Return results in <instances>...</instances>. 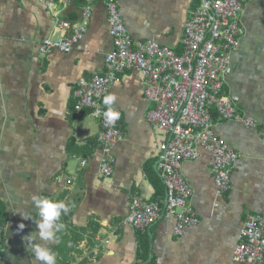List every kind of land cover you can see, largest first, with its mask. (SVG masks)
<instances>
[{
    "label": "crops",
    "instance_id": "obj_1",
    "mask_svg": "<svg viewBox=\"0 0 264 264\" xmlns=\"http://www.w3.org/2000/svg\"><path fill=\"white\" fill-rule=\"evenodd\" d=\"M115 1L133 41L151 39L181 53L194 0ZM83 7L81 0L51 7L39 0H0L1 264H43L24 239L38 230L33 194L70 206L60 217L65 227L59 243L35 240L55 252L56 264H241L232 258L243 221L264 215V0L245 4L244 34L224 76L237 112L255 127L212 115L214 134L238 154L231 188L216 194L203 149L195 161L184 162L181 174L192 189L198 223L182 237L162 220L146 230L125 222L133 196L158 203L165 198L158 157L165 135L146 119L151 105L140 74L124 72L104 95H116L113 107L120 113L121 138L108 155L98 142L99 121L88 110L72 109L78 81L102 75L105 55L113 50L105 1L93 3L86 33L72 52L38 54L44 39L59 37L55 21L79 23ZM102 160L110 161L108 177L99 173ZM58 176L71 184L57 185Z\"/></svg>",
    "mask_w": 264,
    "mask_h": 264
},
{
    "label": "built area",
    "instance_id": "obj_2",
    "mask_svg": "<svg viewBox=\"0 0 264 264\" xmlns=\"http://www.w3.org/2000/svg\"><path fill=\"white\" fill-rule=\"evenodd\" d=\"M39 1L47 7L71 2ZM81 1L82 20L72 24L57 19L60 35L56 40L44 39L40 43V56L53 51L68 54L78 46L86 33L95 0ZM104 1L113 50L105 55L102 75L78 81L73 110L77 113L88 110L99 121L98 142L101 152L108 155L121 134L117 121L106 122L103 113L107 108L102 106L101 99L124 72L140 74L144 97L151 105L146 119L165 135L158 147L165 198L158 203L133 196L125 222L135 230H146L162 220L170 224L173 236L182 237L198 223L189 202L192 189L181 174L182 164L195 161L199 149H203L210 155L216 194L222 195L231 188V172L238 154L214 134L213 111L220 120L255 127L252 120L237 112L224 88L232 52L244 34L240 16L251 0H194L183 28L180 54L151 39L133 41L116 1ZM111 172L110 161L102 160L100 175L108 177ZM55 181L61 187L71 184L70 179L62 176ZM232 259L241 264H264V215L250 214L244 219Z\"/></svg>",
    "mask_w": 264,
    "mask_h": 264
},
{
    "label": "clouds",
    "instance_id": "obj_3",
    "mask_svg": "<svg viewBox=\"0 0 264 264\" xmlns=\"http://www.w3.org/2000/svg\"><path fill=\"white\" fill-rule=\"evenodd\" d=\"M116 101V95L110 93L103 98L104 105L107 106L103 115L108 124H114L120 119V113L114 109L113 105ZM32 202L37 209V215L40 219L36 220L37 229L27 238L28 247L31 249L35 261H41L43 264H56V254L51 248L35 243L37 236L49 243H59L58 233L61 232L65 225L60 221L62 214H67L70 211V206L64 201H54L46 197L33 194ZM24 219H31L30 215H23ZM24 224H20L19 228L23 229Z\"/></svg>",
    "mask_w": 264,
    "mask_h": 264
},
{
    "label": "trees",
    "instance_id": "obj_4",
    "mask_svg": "<svg viewBox=\"0 0 264 264\" xmlns=\"http://www.w3.org/2000/svg\"><path fill=\"white\" fill-rule=\"evenodd\" d=\"M72 109H73V106H72ZM215 112L213 111L212 115L214 114ZM216 114V113H215Z\"/></svg>",
    "mask_w": 264,
    "mask_h": 264
}]
</instances>
